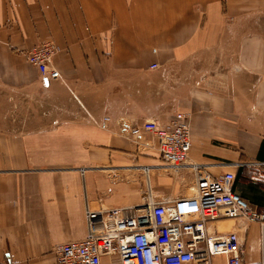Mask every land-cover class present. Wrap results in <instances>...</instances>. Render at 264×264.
I'll return each mask as SVG.
<instances>
[{"label": "crops", "instance_id": "crops-1", "mask_svg": "<svg viewBox=\"0 0 264 264\" xmlns=\"http://www.w3.org/2000/svg\"><path fill=\"white\" fill-rule=\"evenodd\" d=\"M46 40L62 75L50 84L26 56ZM20 92L42 104L32 131L4 114ZM172 110L190 123L189 162L235 171V191L264 213V167L246 165L264 162V0H0V261L57 264L58 246L87 233L86 198L141 206L147 174L166 167L157 140L129 139L118 119L167 123ZM175 172L194 183L188 166ZM216 225L246 243L251 230L244 261H259V223Z\"/></svg>", "mask_w": 264, "mask_h": 264}, {"label": "built area", "instance_id": "built-area-1", "mask_svg": "<svg viewBox=\"0 0 264 264\" xmlns=\"http://www.w3.org/2000/svg\"><path fill=\"white\" fill-rule=\"evenodd\" d=\"M59 52L53 41H43L27 52V59L50 84L62 75L54 65ZM151 69L160 66L152 64ZM172 119L163 123L151 118L141 123L118 119L122 134L134 141L150 134L157 140L164 167L179 171L188 166L193 173L191 190L175 199L155 198L149 183L143 203L132 208L108 207L97 199L86 198L87 233L77 242L58 246L57 264H213L218 256L224 264H247L245 239L238 231H222L217 222L246 218L259 223L261 253L253 264H264V213L253 208L234 189L237 174L226 171L214 176L207 165L189 162L192 132L187 115L172 110ZM110 115L103 116L100 127L109 129ZM246 165L264 167L255 161ZM0 264H14L12 260Z\"/></svg>", "mask_w": 264, "mask_h": 264}, {"label": "rangeland", "instance_id": "rangeland-1", "mask_svg": "<svg viewBox=\"0 0 264 264\" xmlns=\"http://www.w3.org/2000/svg\"><path fill=\"white\" fill-rule=\"evenodd\" d=\"M46 41H52V40H46ZM194 49L197 50L198 48H194ZM18 95H20V98H17V101L19 102V105L17 107H11V106L4 107V114L7 115L8 118H11L12 116L11 123L9 122V124H11L12 127H15L16 130H18V132H28L37 129V127L41 124L42 121V110H43L42 104L39 102H35L33 99L27 97L25 94H22L21 92L17 94V96ZM177 173L178 172H175L173 169L163 168L161 171H157V177H154L155 178L154 181L152 179V176L150 175L151 177L150 184L156 190L154 195L156 199L158 197L170 198L169 193H167V189L171 191L174 188H179L180 192L185 194H187L190 191V186L194 184L191 175L185 174L183 178L181 177L180 179H177L175 178L177 176ZM164 177L166 178L171 177L173 183L170 185L166 184L165 181L163 180ZM146 183L147 184L149 183L148 174H147ZM251 237H252V232L251 230H249L247 245H249Z\"/></svg>", "mask_w": 264, "mask_h": 264}]
</instances>
